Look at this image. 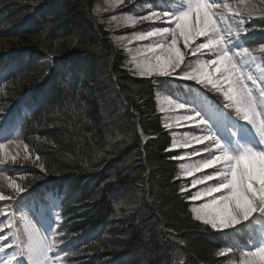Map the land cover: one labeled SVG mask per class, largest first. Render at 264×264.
<instances>
[{"label": "trees", "instance_id": "trees-1", "mask_svg": "<svg viewBox=\"0 0 264 264\" xmlns=\"http://www.w3.org/2000/svg\"><path fill=\"white\" fill-rule=\"evenodd\" d=\"M235 2L255 6L253 15L262 17L253 24L264 36V2ZM101 3L0 0L1 113L35 85L0 160L4 152L25 153L27 145L37 163L20 173L0 167V193L14 197L3 205L37 208L32 199L53 193L50 203L63 220L55 227L64 233L60 239L77 237L67 244L75 253L66 259L70 264H238L236 257L216 255L226 235L193 218L190 194L181 191L190 181L177 178L181 153L169 151L173 138L156 102L162 80L130 69L90 17ZM190 86L222 103L210 87ZM10 181L24 191L17 194Z\"/></svg>", "mask_w": 264, "mask_h": 264}, {"label": "snow or ice", "instance_id": "snow-or-ice-1", "mask_svg": "<svg viewBox=\"0 0 264 264\" xmlns=\"http://www.w3.org/2000/svg\"><path fill=\"white\" fill-rule=\"evenodd\" d=\"M119 2L123 3V0ZM144 5L151 10L138 17L128 16V22L135 24L137 20H160L169 26H156L132 37L135 40L152 41L148 47L141 49V54L149 55H144L143 60L133 57L138 75L142 78H171L160 81V86L172 81H185L195 82L205 89L210 87L222 94L223 106L215 102L209 104L204 94L197 90L203 97V101L198 103L197 107L201 111L205 108L211 109L214 118L222 123L226 119V114L231 113L225 109H234L235 115L250 127L252 142L249 144L238 141L237 145L230 149L212 131L201 111L189 107L187 103L167 97L161 106L162 112L186 109L183 115L172 117L177 122L175 125L166 123L165 127H180V122H184L200 128L203 132L202 135H193L190 138L185 136L181 141L173 142L172 148L203 144L202 150L209 153L208 157L195 164H181L182 174L193 176L204 169H216L215 172L191 181L192 188L207 185L192 193L190 197H185L191 201H204L198 207L191 208L195 220L218 233L232 235L234 232H247L251 234L249 239L258 238L259 244L253 242L255 251L249 249L244 253L247 259L243 264H264V67H260L261 63H264V44L250 48L246 46L245 40L240 39L241 33L247 31L244 28L245 19L252 17L255 6L249 4L246 15L245 12L233 11V15L229 17L226 11H231L230 5L222 3L221 0H187L186 6L179 5L173 9L163 5L159 11L152 0H144ZM137 8L140 11L144 10L143 5H137ZM190 17H195L194 21L190 22ZM201 37L204 38L203 42L192 47L193 42ZM181 39L184 48L196 57L195 62L190 61L183 70L182 65L185 64L188 53L178 46ZM205 55L210 58L204 59ZM252 66L259 69V75L250 71ZM5 146V143H0V150ZM27 147L24 145L26 155ZM202 150L195 149L191 155H199ZM36 159L40 157L37 156ZM40 168L43 171L44 165L41 164ZM211 181L216 182L208 184ZM10 184L17 194L24 191L14 181H10ZM181 191H188L187 186H182ZM13 199L12 195L0 193V201ZM11 209L12 205L9 204L0 215L7 216ZM17 210L19 211L18 208ZM37 211L40 209L37 208ZM2 223L3 221H0V224ZM25 223L27 224V221ZM57 223L55 219L54 226L46 231L51 239L34 229L31 231L26 229L27 240H22L20 234L14 231L13 240L9 242L8 247L11 248L15 243L19 252L11 259L16 260V255H19L22 259L16 260V264H22L25 257L23 264H62L59 252L55 258L50 256V253L56 251L57 233L54 229ZM7 227L14 228L13 219H8ZM3 231L4 229L0 228V232ZM0 239L7 240L8 236ZM238 247L239 245L235 244L225 245L216 255L226 256ZM3 251V247H0V252ZM61 251L65 255L68 254L66 250ZM4 255L7 260L8 254ZM3 264H6L5 260Z\"/></svg>", "mask_w": 264, "mask_h": 264}, {"label": "rangeland", "instance_id": "rangeland-1", "mask_svg": "<svg viewBox=\"0 0 264 264\" xmlns=\"http://www.w3.org/2000/svg\"><path fill=\"white\" fill-rule=\"evenodd\" d=\"M155 1H156V6H157V9H156L157 11H159L160 6H163V5H167L173 9H175L179 5L186 6V4H187V0H155ZM158 1H159V3H158ZM163 2H164V4H163ZM221 2L227 3V0H221ZM141 3H144V0H123V3H120L119 0H102V3L97 7V10H95L94 13L91 14V16H90V17H92V20L94 22L99 23L101 25V27L104 28V30L110 35V37H111L112 41L115 43V45L118 48H120V50L127 56V63L130 66V69L137 76H139V75L136 72V62L133 60V57H136L137 60H143L144 55H149L148 53L141 54V49L148 47L152 43V41L151 40L140 41V40L132 39V37L136 34L141 33L142 31L149 30V29L156 27V26H169L167 23L160 21V20H153V21L137 20V22L135 24L128 22V16L138 17L140 15L147 14L151 10L150 7L144 6V10L140 11L137 8V5H141ZM245 9L247 10L246 7L244 8V10ZM226 15L231 17L233 15V13H231V11H226ZM81 17L83 19L86 18L85 12H83ZM189 19H190V22H192V21H194L195 17H190ZM244 28H245V24H244ZM243 34L244 33H241V35H243ZM241 37L242 36H240V39H241ZM203 40H204V38H202V37L198 38L196 41L193 42L192 47H195L196 44L203 42ZM23 44L32 46L31 42L27 39V37H23ZM178 46L180 48L184 47L183 41L181 43H179ZM14 50L15 49H13V51ZM184 51L185 52L187 51L188 55L192 56L188 49L186 50L184 48ZM62 54L66 55L67 50H65ZM256 54L260 55L258 53H256ZM203 58L209 59L210 57L205 55ZM185 59H186V61H188L187 55H186ZM195 60H192L191 62H195ZM188 63L184 67H186L188 65ZM184 67H182L181 70H183ZM260 67H264V63H261ZM250 71L259 75V69L256 66H252ZM143 78H147V77H143ZM151 78H154V77H151ZM33 86L34 85H29L27 88H25L23 93L20 96H27L32 91V89L34 88ZM161 93L162 92L159 91V95H156V102L158 105V110L163 114V120H164L165 124L167 123V124L175 125L177 122L174 119H172V117L183 115L184 112H183V110H181V112H180L178 109H176L172 112H162L161 106L163 104L165 95H162ZM170 99H172V98H170ZM189 107H193V106L191 105ZM196 110L199 111L197 106H196ZM211 111H209V112L211 113ZM180 123H181L180 127H175V126H173L171 128L167 127V129L170 131V133L172 135L173 142L174 141H181L185 136L190 138L193 135H202L203 134V132L201 131L200 128H197L196 132L190 131L191 127L194 125L185 124L184 122H180ZM208 124H209V122H208ZM243 125L247 128L248 132H250V127L246 124V122L243 121ZM209 126L212 129V126L210 124H209ZM202 127L203 126H201V128ZM212 131H213V129H212ZM221 131H224V128H222ZM222 135H224V134H222ZM249 137L252 139L251 132H250ZM202 146H203V144H192L187 148L177 147V148H170L169 149L170 152H179L180 151L181 155L179 157H183V159H177L180 162V164H179V174H180L179 180H183V181L189 180L190 181L189 189L187 191V192H189L190 195L192 193H194L195 191H197L199 189H203L204 187L207 186V185H197L195 188L191 187V181L197 177L205 175V173H203L204 170H202V171L196 172L193 176H186V175L182 174V170H181L180 165L181 164H188V165L195 164L197 162V160L200 159L202 157V155H204V154H202L204 152L201 151L200 152L201 155L200 154L199 155H191V153L195 149H199ZM234 146H236V145L234 144L233 146H230V147H234ZM202 148H204V147H202ZM12 152H14V153L13 154L12 153L7 154L6 152L3 153L4 162H2V164H5L6 167L13 169V171H15V173L16 172L20 173L24 169H30V168L35 169V168H37V163L35 162V160L31 159L24 152H16L15 153V150H13ZM208 156H209V153L207 154V157ZM207 170H209V169H207ZM211 171L212 170H210L209 172H211ZM215 182L216 181H211V182H208V184H214ZM8 185L11 186L10 182ZM189 202L191 204L190 205L191 206L190 210H191L192 207H194V206L198 207L204 201L203 200L202 201H191L189 199ZM4 212H5V210H2V213H4ZM53 215L55 217H57L56 213H54ZM192 215L194 218L193 213H192ZM2 216L4 217V220H5V226L3 228L4 231L1 232V234H0V237L7 235L8 239L7 240L0 239V247H3V249H4L3 252H0V264H3L4 260L6 261V264H16V260L22 259L19 255H16V260H13V261H9V259L6 260L7 257L4 255V253H7L8 256L9 255L13 256L15 253L19 252V248H17L15 243L12 244L11 248L8 247L9 242L13 240V232L16 231V229H15V223H14V228L10 229L7 227V222H8V219L14 220V217L12 215L9 216L8 214H7V216H4V215H2ZM33 217L39 221V217L36 214ZM36 219H34L36 223H33V222H31L29 224L27 223L25 228L28 229L29 231L34 229L39 234L44 235V236H48V238H50V235L48 233H46L47 229H43V227L40 226L39 222H37ZM49 230H50V228H49ZM27 232L28 231L21 229V233L23 236H27L28 235ZM235 243H238V241H236ZM254 243H252V246L249 247V249H251L252 251L255 249ZM256 244H259V240H257ZM244 253H246V251L243 249V252L241 253L242 257H245ZM56 255L57 254L55 253V251L53 253H50V256H52L53 258H55ZM25 260H26V257L23 258L22 264H23V261H25Z\"/></svg>", "mask_w": 264, "mask_h": 264}]
</instances>
